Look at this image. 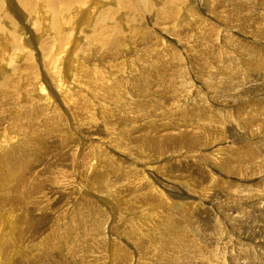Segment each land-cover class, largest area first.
I'll return each mask as SVG.
<instances>
[{"label":"bare ground","instance_id":"obj_1","mask_svg":"<svg viewBox=\"0 0 264 264\" xmlns=\"http://www.w3.org/2000/svg\"><path fill=\"white\" fill-rule=\"evenodd\" d=\"M192 2L194 6L189 0H0V31L6 35L9 48L0 58V264H177L172 255L175 248L184 255L180 264L188 263L187 254H193V249L188 247V240L179 238L183 227L172 224L177 218L176 205L163 189L169 188L166 182L176 184L177 180L157 176L150 160L158 157L152 151L160 157L170 145L174 152L181 148L180 156L187 157L193 151L191 146L211 138L212 130L202 126L199 135L186 133L187 137L177 143L173 138L147 140L142 136L146 130L140 136L132 132L158 120L174 125L170 128L179 132L181 120L197 124V118L201 121L207 115L218 119L214 112L220 110L205 102L200 86L191 78L197 80L198 66L203 85L212 88L207 81L218 83L214 80L217 71L207 72L209 67H203L206 55H218L221 63L227 62L226 72L221 66L224 74L245 72L246 83L243 80L241 88L250 85L239 95H232L234 76L219 100L232 104L237 97L246 98L248 103L259 102L264 109V42L262 46L259 42L264 40V0H210L204 8L198 7L197 0ZM84 8L87 16L93 9L96 18L89 29L76 32L83 43L74 41L69 50L75 21ZM208 11L207 17L201 16ZM24 37L29 44L45 39L37 51L52 95L41 80L36 83V92L31 89L38 73L33 50L22 43ZM66 55L74 57L75 63L65 60ZM7 68L11 69L9 74ZM23 88L27 91L21 101ZM62 108L69 115L68 123ZM227 116L223 126L233 120L249 136L264 129V121L262 126L253 127L252 118H234L233 113ZM68 125L82 141L88 137L80 130L103 136L95 137L98 142L93 141L95 146L87 156L81 153L80 163L73 155L67 160L49 158V162L41 163L44 170L48 168L46 175H27L25 170H30L32 155L38 152L44 133L59 128L64 136ZM121 151L127 161L115 159V152ZM222 152L219 147L215 155ZM224 157H215L210 169L222 164L229 170ZM106 158L112 159L108 165L124 182L138 177L140 185L133 184L124 195L130 197L128 201H121L120 194L110 189L104 191L103 185H115L97 181L106 174L102 167L109 161ZM142 160L144 163L139 164ZM59 162L61 168L57 170L54 167ZM77 164H83L85 182L90 185L79 172L69 171ZM63 169L67 170L66 178ZM197 171L206 185L214 182V176ZM45 181L63 182L64 198L75 200L78 207L67 209L62 216L52 207L48 214L42 213ZM184 193L175 197L187 198ZM105 195L112 197L106 200L110 205L100 204ZM21 210L24 213L20 214ZM27 234L32 238L26 240Z\"/></svg>","mask_w":264,"mask_h":264},{"label":"rangeland","instance_id":"obj_2","mask_svg":"<svg viewBox=\"0 0 264 264\" xmlns=\"http://www.w3.org/2000/svg\"><path fill=\"white\" fill-rule=\"evenodd\" d=\"M207 2H210V0H197V5L199 8H204L208 4ZM189 4L190 6H194L195 2L190 3L189 0ZM96 15L97 13H95L92 9L87 16V11L85 8L82 9L75 21V30L72 35V41L69 45L70 47L68 48L69 50L72 48L71 45L74 41H77L79 44L83 43V39L78 38L76 36V32L80 31L82 28L89 29L91 23L94 22ZM203 15L204 17H207L209 15V11L203 13L201 16ZM86 17L88 19H86ZM82 21H84L85 24H81ZM144 21L137 23L142 24ZM231 33L240 37V35H238L234 30H231ZM159 35H161L160 32ZM5 37L6 35L0 31V58H2L1 55L4 51L9 52V48L7 46L8 40ZM42 41H45V39L40 40V42L36 44H29L27 43V38H22V43L28 46L29 50H33V61L37 67L38 78L33 81L31 87L32 91L36 92L38 90L36 88V83L37 81L41 80L45 82L46 92L52 95L50 88L48 87V80L44 78V69H42L40 55L37 51ZM259 42L262 46V42H264V40H259ZM124 49L125 47L123 50ZM217 56L218 55H206L205 59L202 61L204 68L209 67L207 72L209 71L213 73L214 69L217 71V75L214 78V80H217V84H214L213 81H207L209 84L212 83V88L208 86L206 87V84L203 85L204 79L202 77H198V66L197 80H195L193 76H191V78L194 79V82L197 83V86H200L199 89L204 95L205 102L207 104L211 103L220 110L214 112L218 119H213L207 115L201 121H199L200 119L197 118V124H193L192 122L187 123L180 119L182 122L178 123V129H181L179 132H177L178 130H175L173 127L170 128V126L174 125H164L160 123L162 120H158L156 124H141L142 126H139L140 128L137 130H133L132 133L135 132L133 135L137 136L140 132H145L146 130V135L143 134L142 136L147 140L162 139V141H166L170 138H173L174 140L176 139L175 143H177L180 141V138L191 136L195 133L199 135V131L202 126L203 129L212 130L211 138L209 140H205L204 142L197 143L195 147L191 146L190 149H193V151L191 154L187 153V157L180 156L181 154L179 152L181 148H179V152H174V146L170 145L171 147L169 146L166 148V154L161 153L160 155L162 156L160 157L158 152L152 151L153 156L155 154V156L158 157H153V159L150 160V162L153 163L150 165L156 166L154 167L155 171L158 173L157 176L161 178L162 176L170 177L177 180L176 184L166 182L169 185V188L163 189L167 195L172 196L170 199L174 200V204L176 205L175 211L177 218L172 220V224L174 226L178 225L183 227L179 238L188 240V247L191 245V248L193 249V254H187V264H217L216 262L223 263V261L224 264H264V129L263 131L261 129L259 130L261 133L257 131V134L249 136L247 135L248 131L242 130L237 124H235V122H233V120L226 122L224 126L222 125L223 118H228L227 115L229 113H233L234 118L238 116L240 119L252 118L254 121L253 127L262 126V122L264 121V109L258 105L259 102L248 103L246 98L237 97L236 100L232 102V104L219 100V97L223 96L224 92L226 91L224 86L229 85V82L234 76L236 77V85L234 87V92H231L232 95H239L240 92L249 88L250 85L242 86L241 88L242 81L245 80L246 83V79L243 78L245 72H241L240 75H238V72L234 73V70L228 75L222 73L221 66L223 64V71L226 72L225 68L228 67L227 62L221 60V63ZM187 59L188 58H186V61L188 62L189 59ZM65 60H69V63L71 64L74 62V57L70 58L66 55ZM6 71V73L9 74L11 69L7 68ZM220 81H222V83H219ZM213 85L217 88L213 87ZM261 85H264V82H262ZM26 91L27 90L25 88L21 90L19 94V100H25L24 94ZM164 99L168 100V98ZM238 107H241L239 111L236 109ZM63 111L68 123L70 120L69 115L65 109H63ZM216 120L221 121L217 123ZM157 124L158 126L160 124V127H157ZM150 125L152 127L154 126L153 128H155V130H153ZM203 129L200 131V133L203 131ZM220 130L221 133H219ZM189 131H191V133ZM79 132L82 135L85 134V136L88 138H85L82 141L80 137L74 135L75 132L71 130L69 125L64 136L59 134V128L57 129V132L54 133L45 132L43 142L38 145V150H36L38 152L36 155L35 153L32 155V165L28 166L30 170H25L27 171L26 174L30 175L31 173H35L39 176L42 175L43 172L45 174V171L48 168L44 170L43 164L49 162V158H65L67 160L71 157V155H73L74 157L77 156L79 161L82 157L81 153H84L87 156L89 150L92 151L93 146H95V142L93 141H97V138H101L102 134H97L95 131L87 132V130H80ZM38 135L40 139L41 134ZM67 137H69L68 140H66ZM219 147L223 148V152L215 155V151ZM1 150L2 148L0 147V151ZM109 150L113 152L112 149ZM184 150L185 148L183 151ZM115 153V159L127 161L126 158L128 157L123 154V151H121V154L118 152ZM224 154L227 156V158L224 157V160H226L227 164L230 165V169L226 170L222 164H219L218 168L211 170L209 166L210 162L214 160L215 157ZM233 154H235L234 157H232ZM106 159L109 161L102 166L107 170H104L106 171V174H104L103 177H98L99 179H97V181L100 183V185L103 181H105V183L108 182V184L111 183V185H115V187H113L114 189L110 187H107V189L105 187L106 184L103 185L104 191L110 189L116 195L120 194L119 199H121V201H128L130 197L126 198L127 196L124 195L128 194V191L133 184L135 186L140 185L138 177L136 176L134 179H129L124 182L122 180L121 174L114 171L112 172L113 166L110 167L108 165L110 162H112V159ZM238 162L240 163L237 164ZM116 163L125 168L127 166L123 162ZM142 163H144V160L139 162V164ZM98 164V167L101 166V163ZM82 165L77 164L75 167L69 169V171L73 170L74 173L79 172L85 182V173L84 170L81 169ZM54 168L57 170L60 169L61 162H59ZM173 169L174 171H171ZM197 170L204 171L207 176H209L208 173L211 176H214V182L212 181L211 185H206V180L205 182L204 180H201L202 175ZM55 171L56 170H53V172ZM63 171H65L66 178L67 170L63 169ZM157 180L159 181L160 179ZM49 182L45 181V184L47 185L45 188L46 194L44 193L41 201L42 207L45 206L46 209L43 207L42 209H44V211L42 213L48 214L50 211L49 207H52V209L54 208L53 210L58 211L57 215L62 216L65 214L67 209L70 210L78 207V203L75 200H72L74 198V192L69 194V197L72 200L71 202L64 198L66 196V189L64 191L63 182H59V184L58 182H54L52 184V181L50 183ZM85 183L90 185L87 181ZM189 183H191L192 186H189ZM186 184L188 186H186ZM103 186L96 187L100 189L103 188ZM184 191V194L187 196V198L177 199L175 197ZM83 192L85 194L87 193V191L84 190ZM94 192L96 191L90 190V193ZM132 193L133 191L131 192V199ZM103 198L105 199L103 201L100 200V204L103 206L111 204L106 200L112 199V197L105 195ZM95 202L98 201L96 200ZM20 205L21 203L17 204L16 206L19 207ZM59 205H62L61 207H63V209L60 208ZM123 205L127 207L128 203L123 202ZM156 207L158 206L156 205ZM22 213H24V210H21L20 214ZM156 221L157 219H155L153 222ZM122 235V233H119V236ZM27 238L31 239L32 235L27 234L26 240H28ZM129 240L133 241L134 239ZM161 253L162 251H159V257L161 256ZM133 254V258H135V253ZM172 255L175 257L177 264H180L182 257L184 256L181 250H179V248L173 249Z\"/></svg>","mask_w":264,"mask_h":264}]
</instances>
